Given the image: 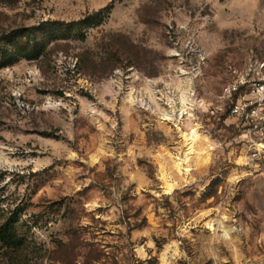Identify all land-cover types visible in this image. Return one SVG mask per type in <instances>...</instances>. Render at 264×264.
<instances>
[{"label":"rangeland","instance_id":"1","mask_svg":"<svg viewBox=\"0 0 264 264\" xmlns=\"http://www.w3.org/2000/svg\"><path fill=\"white\" fill-rule=\"evenodd\" d=\"M34 28L0 68V264H264V166L219 99L264 64V0H0V49Z\"/></svg>","mask_w":264,"mask_h":264},{"label":"built area","instance_id":"2","mask_svg":"<svg viewBox=\"0 0 264 264\" xmlns=\"http://www.w3.org/2000/svg\"><path fill=\"white\" fill-rule=\"evenodd\" d=\"M236 95L239 100L233 102L229 118L239 124L245 137L251 139L250 160L264 166V148L256 147L264 145L261 142L264 138V64L225 87L219 99L221 102H228ZM186 97L188 101L180 109L172 99L165 113L168 116L167 120L178 121V118L184 119L186 115H192L191 111L196 107L192 104L195 94L189 93ZM139 101L143 107L149 109L153 105L152 101L143 95Z\"/></svg>","mask_w":264,"mask_h":264},{"label":"trees","instance_id":"3","mask_svg":"<svg viewBox=\"0 0 264 264\" xmlns=\"http://www.w3.org/2000/svg\"><path fill=\"white\" fill-rule=\"evenodd\" d=\"M225 0H221L224 2ZM107 18L104 11L97 12L93 15L88 16L87 18L73 23V26L80 27L81 38H85V34L83 30L88 31L89 29L97 28L105 21ZM39 28L31 29L28 36V41L25 43L26 49H23V55H12L9 49H0V68L6 66H13L18 62L20 58H26L28 60H38L42 56V50L38 43L37 39V31ZM22 56V57H21ZM19 222L11 218L4 216L2 211L0 210V245L3 248L9 250H19L20 247V233L19 227L17 226Z\"/></svg>","mask_w":264,"mask_h":264},{"label":"bare ground","instance_id":"4","mask_svg":"<svg viewBox=\"0 0 264 264\" xmlns=\"http://www.w3.org/2000/svg\"><path fill=\"white\" fill-rule=\"evenodd\" d=\"M181 138L183 139V142H184L185 146L187 147L186 160L188 161L190 156L194 153V148H195L196 143L199 140H201V135L199 134V130L196 128V129H193L190 133H182ZM260 146H262V145H260ZM177 167L180 171L183 170V163L179 162L177 164ZM187 171L189 172V170H187ZM167 180H168L169 189H173L174 184L171 182V180L169 178H167ZM212 230L215 231L214 228H212Z\"/></svg>","mask_w":264,"mask_h":264},{"label":"crops","instance_id":"5","mask_svg":"<svg viewBox=\"0 0 264 264\" xmlns=\"http://www.w3.org/2000/svg\"><path fill=\"white\" fill-rule=\"evenodd\" d=\"M263 146V145H262Z\"/></svg>","mask_w":264,"mask_h":264}]
</instances>
